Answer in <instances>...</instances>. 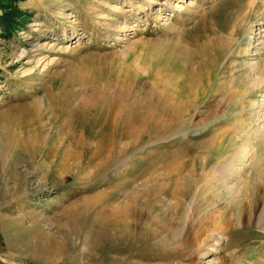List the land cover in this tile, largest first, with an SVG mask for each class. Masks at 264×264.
Instances as JSON below:
<instances>
[{
    "label": "rangeland",
    "instance_id": "rangeland-1",
    "mask_svg": "<svg viewBox=\"0 0 264 264\" xmlns=\"http://www.w3.org/2000/svg\"><path fill=\"white\" fill-rule=\"evenodd\" d=\"M249 1L0 0V264H264V3ZM246 141L256 167L228 202L206 175ZM181 180L212 218L170 219ZM130 192L140 226L165 232L105 227Z\"/></svg>",
    "mask_w": 264,
    "mask_h": 264
},
{
    "label": "bare ground",
    "instance_id": "bare-ground-1",
    "mask_svg": "<svg viewBox=\"0 0 264 264\" xmlns=\"http://www.w3.org/2000/svg\"><path fill=\"white\" fill-rule=\"evenodd\" d=\"M257 0H250L248 5L249 7H252L253 5H255ZM262 2L264 3V0H262ZM114 5V4H113ZM117 6L116 4L113 6V8L115 9ZM180 7V6H179ZM253 8V7H252ZM264 10V9H263ZM264 30V29H263ZM261 31H259L257 33L256 36H252V39H254V41H258V42H255L254 43V46L256 47L257 45H260L261 43V35L260 34ZM264 37V36H263ZM263 39V38H262ZM263 41V40H262ZM263 43V46H264V41L262 42ZM254 47V49H255ZM253 51L255 52L256 50ZM255 63V62H254ZM256 64V63H255ZM252 66V65H251ZM254 68V67H253ZM261 77H259L260 79ZM262 80V82L264 81V78L260 79ZM259 82V81H258ZM261 83V81H260ZM263 100V99H262ZM260 105H263V104H260ZM261 107V106H260ZM108 126V125H107ZM110 128V126H109ZM108 128V129H109ZM107 129V130H108ZM139 130V129H138ZM109 131V130H108ZM140 131V130H139ZM111 132H107L105 130V128H103L102 130V134L100 135L101 139H100V144H98V150L99 152H109L112 147L114 146V137H115V133H112L110 134ZM110 135H112L110 137ZM108 143V146L107 147H104V144ZM236 155H238V158H235V156H232L230 158V160H223V162H219L217 163L216 165L212 166L210 171H209V175H206L209 179H215L217 181L220 182V186L222 187L223 189V192L225 193V196L224 197H227V201L230 202V200L232 198H235V197H241V193L238 192L239 189H240V186L239 189H237L236 187H231V185L229 186V180H231V176L234 175V183L235 184H242L244 183L243 180H242V173L246 170H249L251 168H254L256 167V162L255 161V158H256V148L254 145L250 144L248 141H246L244 143V145L242 147L239 148L238 151L235 152ZM109 154L111 155L112 153L109 152ZM125 153L123 154H120V157H125V159H121L119 158L118 161H117V165H121V163H123L124 161H126L127 159H129V157H127V153L124 155ZM124 155V156H123ZM264 155V153H263ZM225 157V156H224ZM165 159V158H164ZM170 159V158H169ZM258 159V158H257ZM204 164L208 161V156H205L204 157ZM101 163L99 164V166L101 167V165L103 166L104 165V160H101L100 161ZM264 162V160L262 161ZM149 166V165H148ZM261 166H263L261 164ZM264 167V166H263ZM262 168V167H261ZM260 168V170H261ZM205 169V168H204ZM207 169V168H206ZM252 170V169H251ZM204 171V170H202ZM138 172V171H137ZM171 172V171H170ZM207 172V171H206ZM253 172V170H252ZM201 173H204L205 175V171L204 172H201ZM171 174V173H170ZM255 174H257L255 172ZM140 175V174H139ZM172 175L175 176V174L172 173ZM204 175L202 177H204ZM205 176V177H206ZM210 176V177H209ZM262 176V175H261ZM138 177V176H137ZM252 177V176H251ZM254 177V176H253ZM256 177H259V176H256ZM176 178V176H175ZM189 178V177H188ZM187 178V179H188ZM172 179V178H171ZM170 179V180H171ZM198 179V178H197ZM207 179V178H206ZM255 179V178H254ZM259 179V178H258ZM257 179V180H258ZM151 179H147L144 181L145 184L148 183V181H150ZM202 180V179H201ZM245 180V179H244ZM136 181V179H135ZM196 181V179H195ZM194 181V182H195ZM208 181V180H207ZM255 181V180H254ZM153 182V181H152ZM151 182V183H152ZM208 182H211L208 181ZM144 183L141 185V186H138L136 188V190L134 192H137L139 193L140 195H145V196H148L147 199H146V202L149 203L150 200L149 198L152 196L150 195L149 191L147 190L148 186L147 185H144ZM190 182L187 181V180H184L182 182V180L180 182H178V185L175 186V187H172L170 189V194H171V197L174 201H172L171 203H169L168 207L166 208L167 209V214L168 216L170 217V219L172 218H181L182 222H187L188 220L192 219L193 216H196V214H199L198 215V218L199 217H207L208 218H212V216H210L209 212L208 213H205L203 214L202 211H198L199 209H197V211H193V209L191 208V204L190 201H188V199L190 198L191 194H193L191 191H192V188H191V185L193 186V184H189ZM196 183V182H195ZM201 183V182H200ZM212 184L214 182H211ZM257 183V182H256ZM216 184V183H215ZM233 184V182H232ZM245 184V183H244ZM248 184V183H247ZM197 185V184H196ZM199 185V184H198ZM255 185V184H254ZM217 186V184H216ZM234 186V185H233ZM247 186V185H246ZM257 186V185H256ZM259 186V185H258ZM248 188V186H247ZM243 189V188H242ZM166 190V188H165ZM218 190V189H217ZM221 190V189H220ZM195 191V190H194ZM245 191V189H244ZM243 191V193H244ZM133 193H127L124 200L122 202H120L117 206H112L111 209H109V213H105L107 215L104 216L103 218V222L105 224V227L106 228H114L117 232V229L121 232L119 233L118 235L120 237H123V236H126L127 234H132V231H133V226L137 225L139 223V226L141 225L140 224V220H142V217L144 215V211L145 210H141L140 206H139V196L138 195H135ZM220 193V191H219ZM246 193H247V190H246ZM218 194V193H217ZM222 196V195H221ZM212 197V196H211ZM168 198V197H167ZM100 198L98 197H93V198H90L89 200V203L91 204H94L96 203L97 201H99ZM191 199V198H190ZM209 199V197H208ZM188 201V202H187ZM193 201V200H192ZM214 201V200H213ZM226 201V202H227ZM236 202V201H235ZM192 203V202H191ZM222 203V202H221ZM215 204V203H214ZM201 205V204H199ZM218 205V204H217ZM214 207V206H213ZM212 207V208H213ZM216 207V206H215ZM241 207V206H240ZM240 207H239V211L238 213H241L240 212ZM212 208H210L209 210H211ZM264 208V207H263ZM216 209V208H215ZM263 212V211H262ZM202 214V215H201ZM263 215V214H262ZM160 217V216H159ZM157 218V217H155ZM162 218V217H161ZM260 218V217H258ZM264 218V216H263ZM214 219V225L215 226H218L219 222H218V218L216 217H213ZM261 219V218H260ZM153 220V219H152ZM161 220V219H160ZM160 220L158 219H155L154 221L152 222H148V220H146L142 226H140V232L143 236L145 235H150V236H155L158 232H165V224L162 225V223L160 222ZM165 220V218H164ZM212 220V219H211ZM170 222V221H169ZM263 223V222H262ZM184 227V225H183ZM209 227H212V225H209ZM216 228V227H215ZM173 229V230H172ZM180 230V229H179ZM178 228L174 229V228H171L169 229L170 232L173 233V235L175 236V234H177L179 232ZM215 229L213 228L212 233L214 232L215 234L219 233L218 231L215 232L214 231ZM118 231V232H119ZM206 231V230H205ZM117 232V233H118ZM211 233V234H212ZM210 234V235H211ZM215 234H212L211 236L214 237L215 241L216 242H220L222 241L221 237L217 234V236H214ZM221 235V234H220ZM222 236V235H221Z\"/></svg>",
    "mask_w": 264,
    "mask_h": 264
},
{
    "label": "trees",
    "instance_id": "trees-1",
    "mask_svg": "<svg viewBox=\"0 0 264 264\" xmlns=\"http://www.w3.org/2000/svg\"><path fill=\"white\" fill-rule=\"evenodd\" d=\"M7 16V15H6Z\"/></svg>",
    "mask_w": 264,
    "mask_h": 264
}]
</instances>
